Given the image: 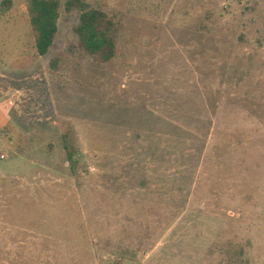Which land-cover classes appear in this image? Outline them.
Listing matches in <instances>:
<instances>
[{"label":"rangeland","instance_id":"374dc122","mask_svg":"<svg viewBox=\"0 0 264 264\" xmlns=\"http://www.w3.org/2000/svg\"><path fill=\"white\" fill-rule=\"evenodd\" d=\"M0 0V264H264V0L61 4L50 52Z\"/></svg>","mask_w":264,"mask_h":264},{"label":"trees","instance_id":"16d2710c","mask_svg":"<svg viewBox=\"0 0 264 264\" xmlns=\"http://www.w3.org/2000/svg\"><path fill=\"white\" fill-rule=\"evenodd\" d=\"M61 4L59 0H31L28 14L39 56H46L53 48L58 35ZM68 14L78 12L75 28L77 48L97 64L110 63L117 55L118 30L105 13L91 9L84 0H66Z\"/></svg>","mask_w":264,"mask_h":264}]
</instances>
